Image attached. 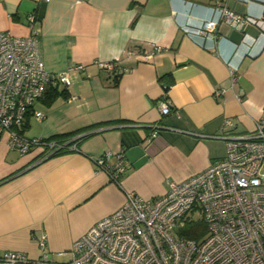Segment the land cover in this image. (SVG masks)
<instances>
[{"label": "crops", "instance_id": "1", "mask_svg": "<svg viewBox=\"0 0 264 264\" xmlns=\"http://www.w3.org/2000/svg\"><path fill=\"white\" fill-rule=\"evenodd\" d=\"M220 7L256 22L243 31L220 26L213 47L188 35L186 26L218 19ZM30 13L46 70L84 68L70 73L67 88H46L21 132L76 149L38 160L37 150L21 154L0 136V250L35 258L45 234L51 257H69L128 191L164 194L222 158L223 135L253 131L264 113V0H0V31L27 36ZM154 45L160 50L145 59ZM107 62L116 67H101ZM121 151L126 163L113 181L94 158L110 153L104 163L114 165Z\"/></svg>", "mask_w": 264, "mask_h": 264}, {"label": "built area", "instance_id": "2", "mask_svg": "<svg viewBox=\"0 0 264 264\" xmlns=\"http://www.w3.org/2000/svg\"><path fill=\"white\" fill-rule=\"evenodd\" d=\"M220 8L218 19H204L194 29L186 26L188 35L197 37L205 46L208 44L203 40L211 41L213 47L220 26L243 31L256 22ZM28 20L27 36L0 31V136H6L9 148L21 154L37 150L38 160H43L76 146L69 140L24 136L21 127L25 117L47 86L67 88L70 73L81 71L84 66L71 65L63 72L49 73L39 49V30L33 13ZM159 50L154 45L143 56L149 60ZM100 65L111 69L115 63ZM159 109L167 115L171 105L164 100ZM34 115L38 119L43 117L41 111ZM225 123L229 125L230 121L226 119ZM155 137L156 130L150 138ZM223 139L226 151L222 158L187 179L169 183L164 194L144 199L128 191L116 211L97 221L72 243L69 257L63 261L53 260L46 235L41 234L37 239V257L0 250V264H264V113L256 120L253 131L225 134ZM109 156L107 153L94 158V162L111 180L117 181L126 163L125 155L122 151L117 153V163L106 165L104 160ZM191 221L204 224L199 238L181 234ZM65 254L59 252L58 257Z\"/></svg>", "mask_w": 264, "mask_h": 264}, {"label": "trees", "instance_id": "3", "mask_svg": "<svg viewBox=\"0 0 264 264\" xmlns=\"http://www.w3.org/2000/svg\"><path fill=\"white\" fill-rule=\"evenodd\" d=\"M114 67H116V66H114ZM164 78H165V76L160 77V81L164 80ZM167 88H168V84L163 85V89L165 92H166ZM47 91H48L47 92L48 94L49 93L51 94L50 97H54L57 95L55 88L49 89ZM46 139H50V138H46ZM56 140H58V139H56ZM59 140L62 141L63 139H59ZM203 229H204V224L201 221H191V222L187 223V225L182 229L181 234L188 237V238H199V236L203 232Z\"/></svg>", "mask_w": 264, "mask_h": 264}, {"label": "rangeland", "instance_id": "4", "mask_svg": "<svg viewBox=\"0 0 264 264\" xmlns=\"http://www.w3.org/2000/svg\"><path fill=\"white\" fill-rule=\"evenodd\" d=\"M30 138H32V137H30ZM53 258V260H55V261H63L64 259H66V258H68V257H52Z\"/></svg>", "mask_w": 264, "mask_h": 264}]
</instances>
